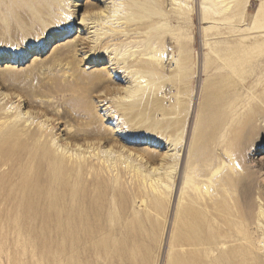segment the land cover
Returning <instances> with one entry per match:
<instances>
[{"label": "rangeland", "instance_id": "1", "mask_svg": "<svg viewBox=\"0 0 264 264\" xmlns=\"http://www.w3.org/2000/svg\"><path fill=\"white\" fill-rule=\"evenodd\" d=\"M204 1L197 0V6L194 0L180 2L181 11L186 12L183 16H190L191 10L195 15L192 27L174 33L178 40H189L191 49L195 52L196 63L186 68L188 70L186 78L184 72L181 76L188 80L182 83L169 80L156 91L159 97L166 100V105L170 104L171 100L181 99L187 102L183 138L174 142L169 138H160L158 128H137L124 124L121 115L115 111L119 97L115 94L108 95L107 100L101 102L103 98H100V95L104 92L101 88V91L93 93L95 97L93 105L104 127L112 131L117 130V140L111 143L102 140L95 142V145L85 143L83 146L81 141V147L72 145L73 147L69 148L70 152L68 151L69 153L75 151L80 156L91 155L92 158H95L96 154L102 155L111 166L120 164L117 161L120 151L127 156L126 149L130 147L131 150L145 147L144 151L151 150L158 155L168 153L171 157H176V160H180L179 165L172 161L173 164H169L167 170L163 169L167 171L166 177L171 176L167 178L171 189L169 193L171 203L170 200L167 203L170 208L155 212L149 210L144 203L142 205L140 202L144 199L142 196L131 198V200L127 197L131 217L133 215L142 220L124 224L111 221L105 229L100 228V231L95 226H70L53 221H40L36 218V212L33 209V198L26 196V187L21 183L17 184L18 178L12 184L6 181L8 177L16 173V168L6 170L5 167H0V264H264V0H226L227 10L223 12L224 15L215 14L212 19L201 23L200 7ZM95 2L101 7L111 6L118 12L110 18L111 23H107L108 20L94 22L90 20L86 25H81V19L86 14V3ZM216 3L218 8L223 6L220 0ZM72 4H77V7ZM70 6V10L76 11L70 18L65 17L72 23L69 33L54 37L49 41L50 44L44 47H41V41H45L49 35H56L60 30H51L47 35H42L41 40L31 41L32 52L22 56L19 62L12 60L13 56H19L17 53L19 48L15 49L10 44L0 45V54L4 56L3 60H0V108L7 109L13 114V119L20 122L29 121L27 124L32 123V126L39 122L46 124L55 133L54 141L61 139L58 145L62 144L64 138L68 136L67 120L69 118H58L55 113L66 108L71 98L84 89L80 86L75 88V92L72 90L52 92L50 89H52L53 80L59 83H65L68 80L79 83L81 81L79 78H82L87 82V76L104 70L111 71L110 74L114 75L121 70L119 68L114 71L118 66L115 64L116 61L135 51L137 47L132 45L139 41L138 38L127 39L123 36L126 42L123 46L112 39L109 48L95 49L101 36L112 34L111 24L123 21L117 19V15H123L126 12L123 10L122 0H70ZM159 40L152 43L150 50L160 48ZM84 41L90 44L88 48H83L81 45L80 42ZM73 42L79 44L77 48L70 47ZM210 45L226 47L227 49L223 51L226 53V60L220 59L221 66L215 68L213 72H204V60L211 54L216 56L215 51L208 49ZM20 48L25 51L27 43L22 44ZM164 51L162 58L168 65L165 68L167 72L163 75L169 76L167 77L169 79L178 78L181 69L175 64L179 58L178 52L172 51L171 48H165ZM123 53L126 54L123 55ZM134 57L135 55L130 58ZM34 63L38 64V69L28 76L26 71ZM9 70H11L10 73L18 74L14 76L9 73ZM219 70H222V73ZM3 72L6 75H2ZM218 76L226 77L223 82L226 85V92L221 100L228 111L225 120L220 121L223 129L214 130L217 118L213 112H210L204 124L206 135L209 134L205 136V139L208 140L209 136L214 137L211 146L213 159L210 162V168L212 169L208 173L221 166L219 171L211 176L213 182L211 193L217 209L215 214L220 217V221L205 223L199 227L176 226L174 210L178 198L175 196L174 200L173 195L175 191L177 194L180 191V182L179 185L176 182L178 176L180 181V177L186 171L187 163L185 162L188 161L189 150L193 145L198 113L203 103L202 93L204 89L212 90L211 80ZM134 78L132 74L127 75V72H124L115 85L116 87L132 85L131 81ZM20 84L21 88L23 86L22 89L19 88ZM209 92L205 95V103L209 110L213 111L214 108L209 102L211 99ZM82 95L85 97L84 94ZM43 102H49L53 106L48 108L50 112L47 116ZM35 113L38 117H33ZM163 117L164 115L158 112L152 119L158 121ZM156 118L158 119L155 120ZM85 121L84 118H80L78 121L71 122L76 126L77 123ZM126 131L136 133L142 137V140L130 142L122 139ZM154 139L160 143L151 144L150 140ZM250 155H254L256 159L255 163L250 164L256 189L250 216H248L243 207L239 186L246 180L243 167L246 162L249 165L247 159ZM145 156L148 157L147 154ZM141 165L147 172L155 174L153 167L157 166L156 163L143 162ZM116 173V171L112 173L113 177ZM128 173L117 181L122 185H132L133 179ZM149 182L147 180L145 184ZM118 194L117 198L122 202L127 189L125 193ZM114 211L117 216L121 210L119 211L115 206ZM254 225L259 235L257 242L252 234ZM84 232H88V237L83 235Z\"/></svg>", "mask_w": 264, "mask_h": 264}, {"label": "bare ground", "instance_id": "2", "mask_svg": "<svg viewBox=\"0 0 264 264\" xmlns=\"http://www.w3.org/2000/svg\"><path fill=\"white\" fill-rule=\"evenodd\" d=\"M122 1L123 10L126 12L123 15H117V19L123 21L118 24H111V28H113L112 34L101 36L100 41L95 45V49L100 50L109 48L111 45L110 40L112 39L116 40L118 45L123 46L126 44L122 38L123 36L127 39L138 38L139 41L134 42L132 45L136 46L137 49L126 57L124 54L127 52L123 53L124 56L116 61L115 64L118 66H114V71L119 68L121 70H118L114 75L110 74L111 71L98 70L99 72L86 77L87 82L79 77L81 79L79 83L78 81L76 83V81L69 80L65 83H59L56 80H53L52 84L50 82L52 88L50 91L52 92L56 90H72L75 92V88L80 86L84 89V91L71 98L66 108L55 113L58 118H69L67 120L68 136L64 140L62 139V144L58 145L61 139L54 141L55 133L46 124L39 122L32 126V123L27 124L29 121L27 123L25 121L20 122L17 119H13V114L7 109L0 108V167H5L6 170H14L16 168V173L8 177L6 181L8 184H12L18 178L19 182L17 184L21 183L26 187L27 195H23L33 198V209L36 212V218L40 221H53L54 223H64L70 226H95L100 231V228L105 229L111 221H119L124 224L142 220L139 217V219L133 217V215L131 217L129 213L130 204L128 206L129 199L127 200V197L131 200V198L142 196L144 198L140 200L142 205L144 203L149 210L155 212L163 208H170L167 203L169 200L171 203V196H169L171 189L167 178L169 179L171 176L166 177L168 175L166 170L172 161L175 162L174 164L179 163L180 160H176V157H171L168 153L154 154L151 150L148 152L145 149L146 153L143 150L145 147L143 149L133 148V150L130 147L131 149H126V152H128L127 156H124L123 151H120L117 157V161L120 164L116 163L111 166L102 155L96 154L94 155L95 158H92L91 155L80 156L75 151V155L74 153H69V148L72 145L81 147V141L83 146L85 143L92 145L102 140L111 143V141L115 142L114 140L118 138L117 130L112 131L104 127L102 119L98 116V112L93 105L95 98L93 93L101 88L104 91L100 95V98H103V100H100L101 102L107 100L108 95L115 94L119 97L115 111L121 115L124 124L137 128H158L160 129L158 134L160 138H169L170 141L174 142H177L181 137L183 138L186 119L184 113L187 108V102L178 99L171 100L170 104L166 105V100L161 96L159 97L156 91L169 80L180 83L188 80L185 79L188 73L186 68L196 63L195 52L191 49L189 40H178L174 33L176 31L179 33L182 29L192 27L195 15L191 10L190 16H183L186 12L180 9L181 0ZM216 1L205 0L202 2L200 7L201 23L207 22L215 14H223L227 10L226 0H220L225 6L224 8L223 6L221 8L216 7ZM194 4L198 5L197 0H194ZM69 7H71L70 0H0V45L10 44L15 49L19 48L17 49L19 56L12 57L13 62H19L22 56L24 57L32 52L31 41L35 39L41 40V36L47 35L51 30H60L56 35H49L45 41H41V47H44L49 45V41L54 37L69 33L72 23L67 21L68 19L66 18H70L76 11L70 10ZM74 7H77V4ZM85 7L86 14L81 19V25L83 26L90 20L91 22L108 20L107 23H111L110 18L118 12L116 9L113 10L111 6L101 7L97 2L86 3ZM158 39H160V48L150 50L152 43ZM25 43H27V48L23 51L20 46ZM80 43L83 48L90 46L87 41ZM77 45H79L77 42H73L70 47L74 48ZM165 48H171L172 51L179 54L176 63L174 62L181 68L178 78L169 79L167 78L169 76L165 77L163 75V73L167 72L165 68L168 65L166 60L162 58ZM208 49L215 51L216 56L211 54L204 60V72H213L215 68L221 66L220 59L226 60V53L223 51L227 48L220 45H210ZM133 55L135 57L130 58ZM3 57L0 54V60H3ZM49 60V63H51V59ZM37 63H34L27 71L25 70L28 76L38 69ZM10 72L11 70H9ZM124 72H127V75L132 74V76H135L134 80L131 81L132 85L116 87V82H118L120 75ZM219 72L222 73V70H219ZM4 73L2 75H6ZM182 73L185 74L184 79L181 77ZM10 74L15 76L18 73L12 72ZM15 78L17 79V77ZM225 79L226 77L224 76L212 78V84L209 82L212 85V90L204 89L202 93L203 103L198 113V124L194 133L193 145L191 150H189L188 161L185 162L187 163L186 171L182 176L180 175V181L178 176L176 184L179 185L180 182V191H178V194L175 191L173 195L174 200L175 196L178 198L174 210L176 214L174 225L176 226L199 227L205 223L220 221V217L215 214L217 209L214 206L216 202L213 200L211 193V186H213L211 176L216 174L221 166L208 173L212 169L210 168V162L213 159L211 146L214 137L209 136L208 140L205 139V136L209 134L206 135V125L204 123L210 112H213L217 118L214 130L223 129L220 121L225 120L228 111L221 100L226 92V85L223 83ZM19 88H21V84ZM207 92L211 95L209 102L214 108L213 111L209 110L205 103ZM31 100L33 99L31 98ZM109 101L111 102V98ZM39 104L41 105L42 103ZM51 106L52 104L49 102L44 103L46 116L49 114L50 110L48 108ZM158 112L162 113L164 117L154 121L152 117H155ZM33 117H38V114L35 113ZM80 118H84L86 121L77 123L76 126L72 124L71 121H78ZM122 139L130 142H140L142 137L136 135V133H127L126 131ZM150 142H152L151 144L160 143V141L157 142V139L150 140ZM143 153L144 155H142ZM146 154L148 157L145 156ZM139 157L140 160L137 161ZM247 160L249 165L246 162L243 167L246 173V180L241 184L239 183V192L246 214L250 216L256 189L253 173L250 171V164L255 163L256 159L254 155H250ZM143 162L145 164H157V166L153 167L154 175H152V172L150 173L143 169L141 165ZM114 171L117 173L113 177L112 173ZM127 172L131 174L133 179L132 185H122L121 182L117 181L125 176ZM1 175L5 176L4 174ZM147 180L150 182L145 184ZM223 185L221 184V186ZM126 189L125 199L120 202L117 198L119 197L118 193H125ZM115 206H117L119 211L121 210L117 216L114 214ZM87 233L84 232L83 235L88 237L89 234ZM252 234L254 240L256 242L259 241L255 225L252 229Z\"/></svg>", "mask_w": 264, "mask_h": 264}]
</instances>
